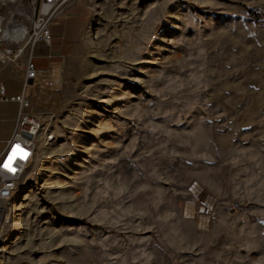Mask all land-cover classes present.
<instances>
[{
  "label": "rangeland",
  "instance_id": "374dc122",
  "mask_svg": "<svg viewBox=\"0 0 264 264\" xmlns=\"http://www.w3.org/2000/svg\"><path fill=\"white\" fill-rule=\"evenodd\" d=\"M73 9L85 22L62 90L37 104L56 139L17 193L0 264H264V0ZM4 12L12 30L33 8ZM204 199L216 221L185 212Z\"/></svg>",
  "mask_w": 264,
  "mask_h": 264
},
{
  "label": "built area",
  "instance_id": "2783aa9c",
  "mask_svg": "<svg viewBox=\"0 0 264 264\" xmlns=\"http://www.w3.org/2000/svg\"><path fill=\"white\" fill-rule=\"evenodd\" d=\"M19 1L0 0V60L18 63L21 58H25L20 92L9 95L7 86L0 83V101L16 102L19 105L17 127L0 153V246L5 228L14 212L13 202L20 187L31 180V173H35V165L40 158L42 146H49L56 139L55 133L51 130L57 116L56 112L41 111L37 109V104L42 95L62 90V74L56 67H37L34 63L35 49L41 43L51 44L54 41L55 37L51 30L53 21L75 3V0H29L33 8L32 16H28L30 24L10 30L8 26L13 20H8L4 8ZM6 43L16 44L17 48L6 46ZM16 145H20L27 156L17 157L12 163L16 171L11 172L3 165ZM192 189L195 193L197 188ZM197 193L203 195L202 192ZM188 204L189 206L185 207V212L189 213L187 215L192 212L194 216L206 218L208 221L217 220L218 213L214 200L204 199Z\"/></svg>",
  "mask_w": 264,
  "mask_h": 264
},
{
  "label": "crops",
  "instance_id": "0c3cea01",
  "mask_svg": "<svg viewBox=\"0 0 264 264\" xmlns=\"http://www.w3.org/2000/svg\"><path fill=\"white\" fill-rule=\"evenodd\" d=\"M74 6L75 3L55 21V26H59L58 23L63 24L62 29L66 33V39L62 41L59 31L56 30L53 32L55 39L51 44L41 43L36 47L34 63L37 67H56L60 69L62 74L61 63L68 62L69 52L71 51L70 46L80 36L83 28L82 24L85 22L84 15L86 13L84 10L73 9ZM52 24L54 27V21ZM8 63L0 60V83L7 86L9 95H16L23 85L24 60L19 64ZM18 116V103L0 101V153L17 127Z\"/></svg>",
  "mask_w": 264,
  "mask_h": 264
},
{
  "label": "snow or ice",
  "instance_id": "6c2138e0",
  "mask_svg": "<svg viewBox=\"0 0 264 264\" xmlns=\"http://www.w3.org/2000/svg\"><path fill=\"white\" fill-rule=\"evenodd\" d=\"M27 153L24 151V149L20 145H16L11 155L8 157V160L4 163L3 167L7 169L8 171L15 172L16 169L12 166L13 161L17 158H26Z\"/></svg>",
  "mask_w": 264,
  "mask_h": 264
},
{
  "label": "trees",
  "instance_id": "16d2710c",
  "mask_svg": "<svg viewBox=\"0 0 264 264\" xmlns=\"http://www.w3.org/2000/svg\"><path fill=\"white\" fill-rule=\"evenodd\" d=\"M257 15H262V14H257Z\"/></svg>",
  "mask_w": 264,
  "mask_h": 264
},
{
  "label": "bare ground",
  "instance_id": "6f19581e",
  "mask_svg": "<svg viewBox=\"0 0 264 264\" xmlns=\"http://www.w3.org/2000/svg\"><path fill=\"white\" fill-rule=\"evenodd\" d=\"M24 29V28H23ZM23 29H21V30H23Z\"/></svg>",
  "mask_w": 264,
  "mask_h": 264
}]
</instances>
